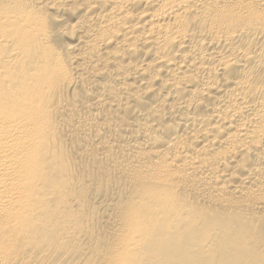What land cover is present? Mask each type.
Wrapping results in <instances>:
<instances>
[{
    "label": "bare ground",
    "instance_id": "obj_1",
    "mask_svg": "<svg viewBox=\"0 0 264 264\" xmlns=\"http://www.w3.org/2000/svg\"><path fill=\"white\" fill-rule=\"evenodd\" d=\"M0 264H264V0H0Z\"/></svg>",
    "mask_w": 264,
    "mask_h": 264
}]
</instances>
